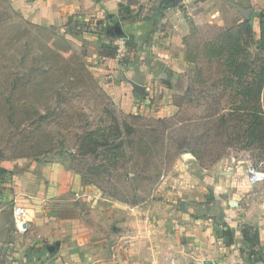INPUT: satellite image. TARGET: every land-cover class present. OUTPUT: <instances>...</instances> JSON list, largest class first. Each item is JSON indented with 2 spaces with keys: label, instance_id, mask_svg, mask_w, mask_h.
I'll list each match as a JSON object with an SVG mask.
<instances>
[{
  "label": "rangeland",
  "instance_id": "obj_1",
  "mask_svg": "<svg viewBox=\"0 0 264 264\" xmlns=\"http://www.w3.org/2000/svg\"><path fill=\"white\" fill-rule=\"evenodd\" d=\"M163 2L167 0H122L117 15L84 22L70 20L64 28H58L34 25L11 9L9 0H0V161L17 160L24 171L31 164L52 163L65 173L76 174L68 157L56 153L62 149L69 129L74 128L70 130L74 134L83 126L79 114L72 122V106L84 107L92 118L88 96H83L91 77L110 96L117 112L148 120L177 117L166 134L193 137L201 150L222 156L203 169L187 151L174 152L170 161L164 151L160 165L148 166V170L138 160L136 166L128 167L135 174L131 179L120 176L116 180L111 173V181L103 177L97 186L85 185L87 195L68 190L40 201L30 198L24 206L32 211L27 230L46 232L42 237L45 245L31 248V256L49 255L46 248L51 246L58 260L55 264H111L113 255L116 264H131V256L149 262L154 243L180 241L175 240V226L181 220L180 199L187 198L186 194L201 201L200 196L212 193L214 188L218 196L222 195L216 206L220 210L219 206L225 205L223 212L229 211L227 195L232 189L240 195L230 201L232 206L238 201L251 205L252 200L264 195V182L257 188L248 175L250 167L264 173V146L249 147L243 129L211 127L215 119L209 122L207 118L217 110L223 115L230 107L219 84L222 71L203 60L189 63L184 45V38L192 31L189 53L201 58L205 42L223 30L240 32L245 20H264V10L256 8L252 0H173L166 7ZM236 6L248 10L249 15L245 17ZM118 26L124 31L122 37L113 34ZM251 29L249 51L256 55L260 27L257 33L252 25ZM124 71L129 73L128 80ZM190 86L192 94L187 97ZM262 107L264 111V91ZM38 114L49 115L42 126ZM141 125L144 131L155 129L150 134H163L165 130L157 124ZM203 135L209 138L206 143ZM172 137L164 140V148L172 146ZM52 143L56 150H52ZM69 148L78 149L73 145ZM213 179L211 188L208 182ZM260 201L264 212V199ZM203 205L210 203L204 201ZM221 233L216 228L215 238H224ZM134 241V255H130L128 246L131 242L134 247ZM63 252L68 258H63Z\"/></svg>",
  "mask_w": 264,
  "mask_h": 264
},
{
  "label": "trees",
  "instance_id": "obj_2",
  "mask_svg": "<svg viewBox=\"0 0 264 264\" xmlns=\"http://www.w3.org/2000/svg\"><path fill=\"white\" fill-rule=\"evenodd\" d=\"M240 27L242 30L236 33L231 30H220L221 32L216 37L204 43V53L201 58L189 53V39L192 36V31H190L188 36L184 38V45L187 50L186 60L192 64H197L198 61L203 60L208 64L218 65L222 71L219 84L222 86V91L227 94L230 107L223 115L217 110L216 114L214 112L213 115L207 118L209 122L215 119L216 123L211 127L217 130L221 128L234 131L243 129L242 134L245 136V141H247L249 147L258 145L263 148L264 20L259 22L260 45L256 55H252L249 51L253 42L250 22L245 20ZM81 68L87 70L84 66ZM87 84H90V87L86 88L83 96L84 98L88 96L92 118L84 112V107L77 109L72 106V122L74 123V115L79 114L83 119L81 120L83 126L79 129V132L74 134L70 132V130L74 131V128H70L67 139L61 142L62 149L58 150V154L56 153V155L68 157L74 165V172L80 176L84 185L97 186L98 179L103 177L111 181L112 174H115L116 180L120 176L131 179L135 174L129 171V165L136 166L137 161L142 160L145 167L151 170L148 166L153 165L155 167L163 161L164 151L166 152L165 159L168 161H170L174 152L187 151L199 161L203 169L207 164L213 165L221 159V155L213 153L211 150L203 151L200 147H197L193 137L184 135L182 138H177L172 137V134H166L172 124L178 121L177 117L166 120H148L139 116L117 112L110 96L98 86L93 77ZM191 94L192 88L190 86L186 96L190 97ZM72 98L73 96L69 101H72ZM179 107L183 109V106ZM56 111L58 110L56 109ZM53 116H56V114L52 113ZM48 117L49 115L38 114L39 124L41 126L45 124L49 119ZM145 122L164 127L163 134H150L155 129L144 131L141 129V123ZM147 126L151 127V125ZM205 136L207 135L202 137H204L203 140L206 143L208 137ZM167 137H172L170 140L172 146L164 148V140ZM210 141H214V139L210 138ZM52 145V150H56L55 144L52 143ZM64 145H68V147L65 149ZM70 145L76 146L78 149L76 151L72 150L69 148ZM0 171L7 173L2 169ZM103 192L113 197L106 190ZM223 227L225 229L221 230L222 237L226 238L228 244H233V234L226 225ZM240 234L248 245L249 257L257 263L264 264V252L260 244L258 229L242 225L240 226Z\"/></svg>",
  "mask_w": 264,
  "mask_h": 264
},
{
  "label": "crops",
  "instance_id": "obj_3",
  "mask_svg": "<svg viewBox=\"0 0 264 264\" xmlns=\"http://www.w3.org/2000/svg\"><path fill=\"white\" fill-rule=\"evenodd\" d=\"M9 1L12 9L28 22L41 27L58 28H64L70 20L84 22L91 19H102L105 15H117L118 4L122 3V0ZM252 4L260 11L264 10V0H252ZM252 12L253 10L251 15ZM251 25L257 33L259 21L255 18L250 21ZM116 73H118L117 70ZM122 73L127 76L126 80H128L129 73L125 71ZM124 83L128 85V81ZM1 169L7 173L0 171V253L2 250L4 252H2L4 256L0 258V264H55L58 260L55 259L54 248L51 246L46 248L49 255L31 256V248L36 245L39 249L40 244L45 245L46 239L42 237L45 236L46 232L43 229L38 230L37 228L35 231V229L30 230L29 228L26 236H22L14 225L12 209L14 206H28L26 204L30 202V198H36L40 201L53 198L55 194L68 190L75 191L78 195H87V191H84L85 185L82 184L78 175L65 173L58 165L52 163L31 164L24 171L23 164L17 160L0 161ZM201 170L203 169L201 168ZM214 180L208 182L211 188L214 187ZM228 181L230 185L235 186V182ZM256 186L260 188L261 185ZM229 192L230 194L227 195V197L229 196L227 198L228 212H223L225 205L219 206L217 204L220 210L217 209L216 200L220 202L222 195L218 196L214 188L212 193H207L205 196L202 194L200 196L202 197L201 201H197L199 198L192 199L186 194L187 198L183 197L184 199H180L179 202L181 212L178 215H180L181 220L176 226L171 224L178 231L175 240L180 241L171 244L164 239L160 242L167 245L154 243L149 262H140L131 256V264H171V262L173 264H263L257 263L249 257L246 249L248 245L240 235V226L248 225L258 229L260 244L264 251V216H262L264 212L262 210L263 205L260 204L264 195L256 200L255 197H252L254 200L251 201V205L247 203L245 205L238 201L235 206H232L230 201L240 195L236 188ZM194 193L192 192V194ZM204 197L205 199H203ZM204 201L210 205L204 206ZM35 221H39V218H36ZM224 223L227 224L226 227L233 234V244H228L225 238H215L216 228L219 231L225 229ZM216 224L220 227H217ZM45 227L49 228L50 225ZM130 244L131 242L128 246V252L130 255H134L137 243L134 241V247ZM65 253L63 252L64 259L68 258ZM116 258L113 255L111 264L117 263Z\"/></svg>",
  "mask_w": 264,
  "mask_h": 264
},
{
  "label": "built area",
  "instance_id": "obj_4",
  "mask_svg": "<svg viewBox=\"0 0 264 264\" xmlns=\"http://www.w3.org/2000/svg\"><path fill=\"white\" fill-rule=\"evenodd\" d=\"M248 175L250 183L253 186L264 182V173L256 168H248ZM12 216L17 231L21 234L25 233L27 231V221L31 218V211L21 206H14L12 209ZM171 264H173V262H171Z\"/></svg>",
  "mask_w": 264,
  "mask_h": 264
},
{
  "label": "water",
  "instance_id": "obj_5",
  "mask_svg": "<svg viewBox=\"0 0 264 264\" xmlns=\"http://www.w3.org/2000/svg\"><path fill=\"white\" fill-rule=\"evenodd\" d=\"M171 3H173V0H167V2H163L162 4H163L164 7H166V6H169ZM236 8L239 11H241L244 14L245 17H247L249 15V11L248 10H244V9L238 7V6H236ZM113 34H115L117 37H122L124 35V31L122 30L121 27L118 26V27L114 28V33ZM185 155L190 157L189 154H185Z\"/></svg>",
  "mask_w": 264,
  "mask_h": 264
}]
</instances>
